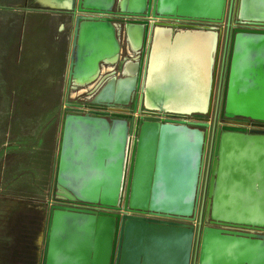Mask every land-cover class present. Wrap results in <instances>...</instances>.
I'll list each match as a JSON object with an SVG mask.
<instances>
[{
	"label": "water",
	"instance_id": "obj_1",
	"mask_svg": "<svg viewBox=\"0 0 264 264\" xmlns=\"http://www.w3.org/2000/svg\"><path fill=\"white\" fill-rule=\"evenodd\" d=\"M72 1L55 9L72 15L69 81L86 94L104 65L118 66L120 79L126 74L114 13L212 24H223L229 13V0ZM236 11L241 24L258 27L233 30L222 116L264 123V0H240ZM126 29L145 54L131 101L92 99L112 113L65 108L41 264H140L132 241L139 251L148 234L143 229L157 228L181 236L180 264H192L195 251L197 264H264V132L232 125L217 133L209 224L202 225L197 216L210 124L156 116L212 113L222 31L142 20ZM109 75L94 95L120 81ZM134 100L135 110L129 109ZM61 187L71 196L60 197Z\"/></svg>",
	"mask_w": 264,
	"mask_h": 264
},
{
	"label": "crops",
	"instance_id": "obj_2",
	"mask_svg": "<svg viewBox=\"0 0 264 264\" xmlns=\"http://www.w3.org/2000/svg\"><path fill=\"white\" fill-rule=\"evenodd\" d=\"M36 3L39 2L36 1ZM44 8H47L49 13L39 11L34 22L31 20L21 28L9 25L7 27L0 26V103L2 104L4 100L5 106H9L6 112L12 115L10 122L5 126V131L30 129L26 139L24 138L25 132H21L23 134L17 136L10 133L8 138L13 136L12 139L16 137L15 139L21 140L22 143L38 146L30 147V152L38 151L42 154L45 151H53L55 154L56 163L52 170L53 182L51 184L53 187L63 132V118L41 120L37 114L59 109L58 103L55 107L49 103L44 104L41 97L74 94L69 81V71L75 26L71 23L72 15L63 10ZM221 33V43L229 46V39L232 38L231 30L230 33L225 31ZM104 71H108L107 67L104 68ZM38 98H41L40 101ZM26 113L34 114L28 120V125H26L24 117ZM34 129L38 130L36 136H32L33 131L31 132V130ZM2 135L3 133L0 135L1 138ZM6 144L10 145L8 141ZM47 190H49L48 186ZM49 201L48 199L35 203L12 201V203L1 205L4 208L0 211H3L4 214L8 209L11 211L9 218L0 214V243H2L0 259L4 261V264L11 258L9 244L13 241L10 238L13 234L31 238L29 243L34 242V248L38 249L40 255L37 264L42 263L45 234L49 223ZM146 230L143 229L148 234H145L146 238L143 234L142 242L139 245L140 250H137L134 241L130 246L135 256L140 255V264H180L181 236L177 233L173 234V229L169 231L157 228L153 229L154 232L149 231L150 229ZM194 254L192 264H197L196 251Z\"/></svg>",
	"mask_w": 264,
	"mask_h": 264
},
{
	"label": "rangeland",
	"instance_id": "obj_3",
	"mask_svg": "<svg viewBox=\"0 0 264 264\" xmlns=\"http://www.w3.org/2000/svg\"><path fill=\"white\" fill-rule=\"evenodd\" d=\"M236 2L237 0H229V13L226 17L225 22L222 24V26H220L226 33H230L232 26L236 25V21L238 20L237 18L233 17L230 24L231 27L229 29L228 25L231 13L230 7L233 3L232 11H234ZM39 11L49 13V10L47 8L42 7L39 3L37 4L35 0H0V26L7 27V25H9L21 28L24 24L29 23L31 20L32 22H34V19L37 18L36 14L39 13ZM230 42L231 40L229 39V46H225L224 44H222L220 48V52L227 53V62L225 63L226 66L224 67L225 74L226 69H228V56L231 48ZM219 54V67L217 65L216 75H218V72L221 70V66L223 65L222 63H224V59L220 57ZM225 78L223 80L222 78H220V75L216 76L213 111L210 115H204V118L207 119V123L210 124L211 145L216 140L218 128L226 124L224 120L226 118L220 115L224 90H219L220 85L223 88L225 84ZM74 96L75 94L70 93L66 95L60 94L57 97H41L44 104L49 103L51 106L55 107V105L58 103L59 109L57 111L40 112L37 114V117L41 120L57 119L59 117L63 118L66 111L65 108L68 106V104L72 105L73 103L84 101L88 106L91 105V100L88 101L86 99L88 97V94H79L75 96V99ZM41 98H38V100L40 101ZM3 101L1 104V109L3 112L1 114V121L4 125L3 128H5L6 124L10 122V118L12 115L6 112L8 111L7 108L9 106H5ZM33 115L34 114L32 113H26V115H24V117L26 118V125H28V120H30ZM232 120L235 122L236 120L239 121L240 119L235 118ZM21 132H25L24 138L26 139L29 135L30 129L28 130L26 128L25 131L13 130L10 132L9 130L5 131V129L0 130V135L3 133V137H0V210L4 208L1 207V205L12 203V201H22L24 203H28L31 201L35 203L38 201H43L44 199L50 200L53 192L55 191L54 186H51L53 182L52 170L56 163V158H54L55 154H53V151H45L42 154H40L38 151L30 152V147L33 148L38 146H30L28 143H22L21 140L18 141V139H15L16 137L12 139L13 136L9 138L7 137L10 133H14L16 134V136L18 134H23ZM31 132L33 133L32 136H36L38 130L34 129L31 130ZM7 141L8 144H10L9 146H7L6 144ZM210 144L208 149L209 156L211 151ZM47 186L49 187V190H47ZM0 214H3L5 217L9 218L11 216V211L8 209V211H6V214H4L3 211H0ZM16 230H14L15 233ZM10 238L13 239V241L9 244V255L11 256V258L6 261L7 263L5 262L6 264H37L39 262L40 255L38 254V249L34 248V242L29 243V240L31 238L24 237V235L18 236L17 234H13V236ZM29 244L30 248L28 249ZM1 245L2 243H0V247ZM0 264H4V261L1 259Z\"/></svg>",
	"mask_w": 264,
	"mask_h": 264
},
{
	"label": "built area",
	"instance_id": "obj_4",
	"mask_svg": "<svg viewBox=\"0 0 264 264\" xmlns=\"http://www.w3.org/2000/svg\"><path fill=\"white\" fill-rule=\"evenodd\" d=\"M105 14H99L96 16L102 17ZM110 17L113 18V25L115 27V29L118 32V37L120 40V44L122 45V50H121V60L125 62V65H127L128 63H137L140 64V59L143 55V50L142 49H136L134 47V45L131 42V39L129 37V35L127 34V29L126 26L129 22H132L134 20H142V21H147L149 23H172L174 24V28L178 29V30H182V29H187V28H193V27H218V29H220L221 31L222 28L220 26H222V24H212L210 22H205V21H191V20H187V19H174V18H169V17H159V16H154V15H150V16H137V15H124V14H120V13H114L113 15H111ZM251 25V24H250ZM253 27H258V26H254L251 25ZM224 32V31H223ZM228 49V48H227ZM225 53V54H224ZM220 52V57H222L224 59V63H222L223 65L221 66V70L218 72V75H220V78H222L224 80L225 78V82L227 80V71L228 69H226V74L224 71V67L226 66L225 63L227 62V53L226 52ZM229 58V56H228ZM230 59V58H229ZM229 65V62H228ZM227 65V66H228ZM107 67L108 71H104V68ZM219 67V65H218ZM119 67H108L106 65L103 66V70H102V77L101 80L98 81L97 83H95L94 85H92L90 91L87 92V94L90 95H94V92L99 91L101 86H103V82L105 77L110 76L109 73H111V77H114L115 79H120V77H122L124 75L123 72H119ZM228 68V67H227ZM104 71V72H103ZM217 75V76H218ZM222 76V77H221ZM226 84V83H225ZM224 84V86H225ZM223 86V88H224ZM222 86L220 85L219 90L223 89ZM72 92H76L73 87H72ZM96 90V91H95ZM92 91V92H91ZM89 95V96H90ZM77 96V95H76ZM76 97H74L75 99ZM92 101V100H91ZM91 105H89V107L86 109L87 112L91 111V110H96L99 112H105V111H110L109 107H111L110 105H94L92 103H90ZM112 112V111H111ZM157 117L162 118L163 120H171L177 123H190V124H201V123H207V119L204 118L203 114H174V113H157L156 114ZM257 123V122H256ZM256 123H252L251 121L245 122V120L240 119L239 121H235V126L244 128V129H254L256 127H258L259 125ZM210 156L208 154V149H207V158H206V163H205V167H204V178H203V184L202 186H207V188L209 189V183L210 180L213 176V163H214V158H215V154H214V146L213 144H210ZM208 194V193H207ZM90 208V207H89Z\"/></svg>",
	"mask_w": 264,
	"mask_h": 264
},
{
	"label": "bare ground",
	"instance_id": "obj_5",
	"mask_svg": "<svg viewBox=\"0 0 264 264\" xmlns=\"http://www.w3.org/2000/svg\"><path fill=\"white\" fill-rule=\"evenodd\" d=\"M44 7H50V8H58V9H66L70 8L72 6V0H36ZM126 74L123 78L116 81H110L105 87L104 90L99 93L98 96L96 95H90L87 99L92 100L95 98V103L98 104H104L105 102H113V103H123L127 104L131 101L133 97V87L135 85V75L137 72V63H128L126 65ZM81 93H85V90H81L80 92L76 91L74 94L79 95ZM114 106V105H112ZM1 103H0V130H4V125L1 121ZM14 118L12 119V121ZM59 196L62 198H68L71 196V194L68 192V190H65L63 187L59 188Z\"/></svg>",
	"mask_w": 264,
	"mask_h": 264
},
{
	"label": "flooded vegetation",
	"instance_id": "obj_6",
	"mask_svg": "<svg viewBox=\"0 0 264 264\" xmlns=\"http://www.w3.org/2000/svg\"><path fill=\"white\" fill-rule=\"evenodd\" d=\"M238 1L239 0H237V2H236V4L238 3ZM238 15H237V11H236V7H235V10L234 11H232L231 13H230V24H231V22H232V18L233 17H235V18H237L238 19V17H237ZM235 26H238V27H243V28H246V27H250L251 25L250 24H241L238 20L236 21V25H234V26H232V28H231V31H232V33H233V30H234V28H235ZM230 27H231V25H230ZM145 57V54H143L142 55V57H141V61L143 60V58ZM227 77H228V75H227ZM226 83V82H225ZM225 89V86H224V88H223V90ZM223 93H225V90L223 91ZM86 94V93H85ZM89 95L90 94H88V97H89ZM87 97V98H88ZM86 98V99H87ZM223 98H224V94H223ZM223 98H222V102H223ZM88 100V99H87ZM90 100V99H89ZM88 100V101H89ZM91 102V101H90ZM73 104H75L79 109H82V110H85V111H87L86 109L89 107L84 101H81V102H79V103H73ZM135 107H136V100H134L133 102H131L129 105H128V108L129 109H132V110H135ZM222 108H223V106H222ZM105 112H110V111H105ZM110 113H112V112H110ZM220 115L222 116V109H221V112H220ZM223 117V116H222ZM225 120V122H226V124H224V125H222L221 127H219L218 128V130H217V133L221 130V129H223V127H225V126H232V125H235V122L233 121V120H227V119H224ZM243 120H245V122H248V121H251L252 123H256V121H253V120H251V119H243ZM256 124H258L259 126L258 127H256V128H254V129H252V130H259V131H263L264 132V123H259V122H257ZM208 193V194H207ZM209 189L207 188V186H204L203 185V188H202V193H201V198H200V206H199V209H198V216H197V218H198V222H200V223H202V225H208L209 224V221H208V219L206 218V214H207V210H208V205H209Z\"/></svg>",
	"mask_w": 264,
	"mask_h": 264
}]
</instances>
